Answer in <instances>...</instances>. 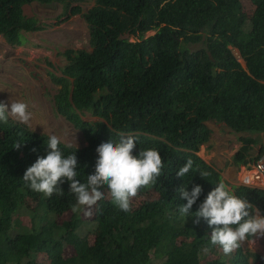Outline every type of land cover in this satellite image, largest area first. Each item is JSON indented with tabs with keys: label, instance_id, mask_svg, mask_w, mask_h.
Masks as SVG:
<instances>
[{
	"label": "trees",
	"instance_id": "trees-1",
	"mask_svg": "<svg viewBox=\"0 0 264 264\" xmlns=\"http://www.w3.org/2000/svg\"><path fill=\"white\" fill-rule=\"evenodd\" d=\"M31 1H60L64 12H81L73 0H0V34L7 43L21 45L24 32L46 27L23 12ZM81 14L89 48H65L60 74H50L58 85L56 110L85 143L75 151L61 141L60 149L65 155L75 151L78 178L85 182L94 172L96 147L131 135L134 154L158 150L162 175L140 189L148 196L129 212L102 189L105 196L91 209L87 227L71 210L76 198L67 181L60 185L63 196L45 197L22 180L36 157L47 154L48 134L12 118L0 122V264H251L242 246L225 255L211 245L212 229L203 218L194 223L191 213L225 182L198 153L211 136L206 120L236 132L264 131V0H94ZM15 142L23 143L16 149ZM246 147L236 151L233 163L264 155L262 144L246 158ZM187 159L193 169L179 178L176 172ZM197 168L209 175L202 178ZM181 184L188 191L202 187L185 220L178 212L187 203L176 191ZM228 187L264 213V187ZM15 223L22 227L10 233ZM251 254L255 264H264V255Z\"/></svg>",
	"mask_w": 264,
	"mask_h": 264
},
{
	"label": "clouds",
	"instance_id": "clouds-1",
	"mask_svg": "<svg viewBox=\"0 0 264 264\" xmlns=\"http://www.w3.org/2000/svg\"><path fill=\"white\" fill-rule=\"evenodd\" d=\"M28 108V104L21 100L0 101V122L7 123L11 117L19 123L29 125L32 113ZM22 143L15 142L13 148L19 149ZM60 143L61 137L49 132L47 154L36 157L35 162L24 171L22 180L30 190L42 193L45 197H51L53 194L63 196L65 193L60 185L67 181L69 193L76 198L72 212H83L85 216H91L93 206L104 198L102 189L105 188L116 207L124 212L131 211L132 199L141 188L154 185L164 168L158 150L141 149L134 154L135 138L131 135L121 136L118 142L109 140L96 147L94 172L86 176L85 182H81L77 171L76 142L75 151L67 155L60 149ZM31 151L35 152L36 149ZM193 163L192 159H187L179 167L176 176H186L193 169ZM196 172H199L202 178L209 175L207 171L199 168ZM176 191L179 197L187 202L178 206V212L185 220L190 214L189 210L200 197L202 187L194 184L191 191H188L186 186L181 184ZM191 215L196 217L194 223H199L201 218L207 222L212 229L210 244L219 246L225 255H230L240 248L243 242L254 245L253 237H264V213L246 199L235 195L222 180L207 193L205 199L198 204V210ZM204 251L209 249L205 248Z\"/></svg>",
	"mask_w": 264,
	"mask_h": 264
},
{
	"label": "rangeland",
	"instance_id": "rangeland-1",
	"mask_svg": "<svg viewBox=\"0 0 264 264\" xmlns=\"http://www.w3.org/2000/svg\"><path fill=\"white\" fill-rule=\"evenodd\" d=\"M93 2L94 0H73L71 5L78 4L82 12ZM63 10L64 5L60 1L46 3L31 1L23 5V12L28 16L36 17L40 22L45 23L46 27L24 32L25 41L21 45L7 43L0 34V101L7 102L11 99L25 102L32 113L31 123L27 126L38 132L47 134L53 132L65 143L75 145L76 142V145H82L85 143L82 132L56 110L54 94L58 85L53 82L50 72L60 74L58 68L65 62L61 52L65 48H89V32L81 12L71 13L69 8L65 12ZM59 15L60 22L55 23ZM196 46L199 45L194 44L192 47ZM232 51L240 64L245 67L238 50L232 47ZM206 122L211 129V136L200 146L198 153L218 170H222L220 171L222 178L228 186L240 184L241 172L248 169V167L242 168V165L253 163V160L236 164L233 163L232 157L243 146H247L249 152L246 158L256 156L260 146L264 145V131L236 132L223 123L214 120H206ZM240 136H249L251 140L244 143L239 139ZM252 185L264 187V180ZM105 190L106 195L110 196L107 189ZM147 196V193L139 192L131 204L134 205ZM79 214L86 221L91 218L85 216L83 212ZM86 226H91L90 221H87ZM21 227L15 223L9 232L13 233ZM253 239L254 245L247 241L241 245L248 253L251 264L257 263V259L253 258L251 253L264 255V237H253Z\"/></svg>",
	"mask_w": 264,
	"mask_h": 264
},
{
	"label": "built area",
	"instance_id": "built-area-1",
	"mask_svg": "<svg viewBox=\"0 0 264 264\" xmlns=\"http://www.w3.org/2000/svg\"><path fill=\"white\" fill-rule=\"evenodd\" d=\"M247 167L248 169L242 171L239 176L240 183L252 185L264 180V155L258 157L253 163L242 165V168Z\"/></svg>",
	"mask_w": 264,
	"mask_h": 264
},
{
	"label": "crops",
	"instance_id": "crops-1",
	"mask_svg": "<svg viewBox=\"0 0 264 264\" xmlns=\"http://www.w3.org/2000/svg\"><path fill=\"white\" fill-rule=\"evenodd\" d=\"M220 171H222V170H220ZM222 174V173H221Z\"/></svg>",
	"mask_w": 264,
	"mask_h": 264
}]
</instances>
